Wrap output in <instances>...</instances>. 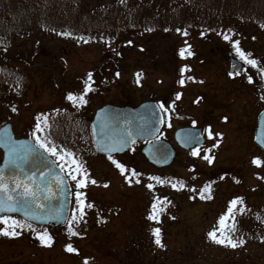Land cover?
<instances>
[{"label": "rangeland", "instance_id": "1", "mask_svg": "<svg viewBox=\"0 0 264 264\" xmlns=\"http://www.w3.org/2000/svg\"><path fill=\"white\" fill-rule=\"evenodd\" d=\"M239 2L235 4L230 0L228 7L221 6L222 10L218 8L214 11L220 14L195 17L194 26L189 31L190 36L187 39L192 42L193 48L189 49L191 55L186 52L184 58L194 56L193 53L200 55L195 58L197 64H193V69L180 67L182 63L177 58L180 50L171 51L170 44L171 47H168L170 53L163 62L162 72L132 67L123 75L122 91L106 95L100 88L93 96H89V100L95 102L91 117L96 109L109 102L120 105L124 99H127L133 105H138L144 101L159 102L167 98V102L172 101L173 118L167 129L163 131V137L173 142L174 132L178 128H204L209 125L212 127H205L208 130L206 131L207 144L200 150L189 152L179 150L174 163L164 170H156L149 166L140 155L139 147L133 149L130 155L118 159H108L93 154L81 158L82 160L75 159L88 176L89 182L85 188H77L76 181L72 179L73 175H76L78 180L82 177L76 173L74 166H70L71 160L67 163L59 160L60 165L68 169L72 191L75 194L80 193L82 198L90 193L92 198L90 202L86 203L83 199L75 205V214L72 213L70 222L65 227L69 232V226H71L76 233L74 238H71L72 242L61 238V236L70 238L68 233H65V228L59 234L56 231L36 227L32 229L23 225L19 234L24 235V241L18 239L13 243H0L2 244L0 255L6 253L7 257L15 259L16 264L34 263V261L37 264L41 262L42 264H85V262L110 264L108 258L89 254L84 249L77 250V247L71 245V243L78 245L77 239L79 244H84L87 237L89 239L102 237L110 239L109 248L118 259L129 260L134 264H150L154 260L153 264H169L171 261L181 259L178 256L180 252L189 254L185 256V264H238L236 262L247 264L242 254L234 255L229 249L223 246L214 247L210 241L204 240L205 232L217 223L220 212H224L225 204L229 203L231 194L228 189L233 184L229 177L234 174L242 176L240 178L244 180L247 190L238 195L248 196L252 203L260 202L264 197V192L259 189L260 180L264 177V153L253 143L257 116L264 109V89L260 91L259 83H249L248 79L246 82L237 80L226 84L227 71L222 67L226 63V49L228 47L236 49L234 45L238 44L239 48L245 50L244 54L248 60H256V63L264 68V17L261 23H258V20L252 17L253 15H246V11ZM234 8H240L239 13ZM205 23L217 32L206 31L204 39L198 40L197 34ZM220 28L225 29L224 31L230 29L231 34L219 37L217 33ZM224 31L219 33L223 34ZM225 36L229 39H225ZM182 47V40L177 39V48L182 49ZM33 51L32 43L24 47V52L27 53L24 55H27V58H31ZM78 52L83 53L82 50ZM86 52V54H76L69 62V68L77 70L80 76L86 72H94L104 63V56L107 55L104 49L94 46H89ZM202 55L206 57L203 58ZM145 59L146 57H141L139 61L143 64L146 62ZM204 60L206 65H200L204 63ZM40 61L34 64L31 71L34 74L42 73L41 86L34 92L28 91L29 102L24 106L30 112L26 113L23 110L18 116L30 115L31 117L35 109L43 115L46 112H52L55 108L53 104L56 96L51 84L52 75L40 66L45 60L40 59ZM49 63L48 61L47 64ZM255 73H251L252 77L259 79ZM262 78L264 80V70H262ZM182 80L183 85L180 83ZM177 84L180 86L182 95ZM177 96L180 99L177 100ZM59 102L60 99L57 100V103ZM9 107L6 105L0 111L1 125L7 123L6 120L9 118L15 119ZM17 121L13 124L14 130L16 136L21 138L24 128H28L29 125H23ZM209 130L212 138H209ZM1 158L0 153V161ZM113 160L125 169L123 175L113 164ZM254 160H259L261 166L257 167L253 163ZM216 174H225L227 178L220 181L212 193L215 199L208 201L201 198L202 194L208 195L203 193V184L208 177ZM159 177H164L169 185L175 184L178 180L188 182L192 192L177 189L174 190L175 194H168L174 198L179 215L175 222L165 223L166 232L160 238L162 246H157L154 242L151 247L149 228L144 223V215L151 197L156 194L153 187L157 185ZM93 180L95 184L90 183ZM110 199H115L114 207L117 206V212L108 211L109 216L105 217L106 223L104 225L103 222L101 223L103 227L99 225L91 230L89 225L85 226L87 219L94 215L88 214L91 213L90 209L95 206L94 204H97L99 210L104 209L106 204L110 203ZM80 204L84 206L82 219ZM87 204L90 207L87 208ZM112 205L113 203L107 206V209H110ZM114 212L116 213L113 214ZM76 221L79 223L77 224ZM44 232L51 237V247L41 246V242L36 239ZM69 245L74 249L71 253L65 251ZM165 248L171 252L169 255L165 254ZM250 257L264 259V253L251 252Z\"/></svg>", "mask_w": 264, "mask_h": 264}, {"label": "trees", "instance_id": "2", "mask_svg": "<svg viewBox=\"0 0 264 264\" xmlns=\"http://www.w3.org/2000/svg\"><path fill=\"white\" fill-rule=\"evenodd\" d=\"M229 1L0 0V111L9 105L8 109L12 111L15 119L9 118L6 122L16 124L15 121L18 120L17 123L29 125L28 128H24L22 136L31 138L36 143L39 138L40 142L47 146L55 147L57 156L62 154L61 149L78 160L90 156V154L95 155L88 132V125L92 119V106L95 105V102L89 100V96H93L100 88L106 95L122 91L123 75L132 67L162 72L163 62L170 53L168 47L172 45L171 51L177 49V39H180V34L192 30L195 17L220 14L214 11L218 8L222 10L221 6L228 7ZM238 1L247 16L253 15L252 17L261 23L264 17V0H231V3L237 4ZM234 9L239 13V9ZM28 43L33 44L34 53L31 58L24 55L27 54L24 52V47ZM89 46L102 48L107 55L104 56V63L94 72H86L80 76L77 70L69 68V62L76 54H86ZM78 50H82L83 53H79ZM132 52L134 54H128ZM141 57H146L144 60L146 62L143 64L139 61ZM40 59L45 60L44 63H41L42 65L39 63L40 66H43V70L52 75L51 84L56 96L53 104L55 108L52 109V112H46L43 115H40L35 109L33 111L35 113L31 117L30 115L18 116L23 110L26 113L30 112L24 106L29 102L28 91L34 92L41 86L42 73L34 74L31 71L34 64L41 62ZM48 61L49 64H47ZM138 62L141 63L138 64ZM89 74L92 78V91L84 96L86 103L73 106L67 97L69 95L74 97L84 95L85 82L88 80ZM58 99H60L59 103H57ZM163 101H167V98ZM120 105L131 106L133 104L124 99ZM170 113L171 116L172 111ZM166 117H168L167 114ZM38 118L40 131H37ZM48 141L51 143L48 144ZM128 154L130 155V152ZM234 176L229 177L233 181L232 186L228 189L231 194L229 203L225 204L224 212H220L217 223L205 232L204 240L210 241L214 247H225L223 244H216L209 239V234L214 231L217 232L218 238L222 239L220 233L223 231L235 242L244 241L240 247H225L226 249H229L234 255L242 254L247 260V264H264L263 258L253 259L250 257L251 252L261 251L264 253V197L260 202L252 203L253 201L251 202L248 196L238 195L240 192H246L247 186L240 178L242 176H238V174H234ZM226 178L225 174L208 177L203 184V193L208 195L203 198L213 201L215 198L212 197V193L220 181H224ZM157 181L160 183L153 187L156 194L151 197L144 215V223L149 228L151 247L156 239L152 234L153 231L159 229L160 238H162V234L166 232L165 223L175 222L179 215L174 198L168 194H175L174 190L177 189L192 192L189 183L182 180L176 181L173 185H169L164 177L157 178ZM260 184L259 189L264 192V177L261 178ZM83 199L86 200V203L90 202L92 200L90 193L81 201ZM236 200H242V205H236L233 215L227 216L230 205ZM157 201L165 202L159 205L163 211L158 212V223L147 219L152 214V206ZM79 202L75 198L72 213L75 214V205H78ZM109 202L106 204L107 206L113 203L110 209H107L106 206L99 210L97 204H94L95 206L90 209L91 213H88L90 216L94 215L87 219L85 226L89 225L91 230L99 225L103 227L106 223L105 217L109 216L108 211L117 212V206L114 207L115 199H110ZM118 205L121 206V204ZM88 206L89 204H87V208ZM241 209H243L242 212ZM222 218H227L224 227L220 225ZM8 219L34 229L23 224L16 217H8ZM102 222L103 225H101ZM229 225H234V230L228 227ZM3 227L4 225H0V229ZM74 229L76 230V228ZM20 230V228L16 230L15 238L0 236V241H4L0 243H13L18 239L24 241V235L19 234ZM45 230L61 234L62 229ZM64 230L69 235L68 230L66 228ZM61 238L72 242L71 238L74 236H70V238L61 236ZM76 243L79 246L73 243L71 245L77 247V250L84 249L89 254L108 258L110 264H134L132 261L116 257L109 248L110 239L102 237L89 239L87 237L84 244H79L78 239ZM165 251L166 255L171 253L166 248ZM0 252H2L1 248ZM186 255L189 254L180 252L178 256L181 259L171 261L169 264H185ZM154 261L150 264H153ZM0 264L16 263L15 259L7 257L5 253L0 255ZM23 264L37 263L34 261V263L24 262Z\"/></svg>", "mask_w": 264, "mask_h": 264}, {"label": "water", "instance_id": "3", "mask_svg": "<svg viewBox=\"0 0 264 264\" xmlns=\"http://www.w3.org/2000/svg\"><path fill=\"white\" fill-rule=\"evenodd\" d=\"M239 66L233 61L231 72H239ZM163 125L161 108L152 101L136 108L106 105L96 112L89 131L97 154L124 155L146 142L140 150L141 155L153 167L163 169L170 167L177 156L172 144L165 140L155 141ZM175 142L179 147L190 150L202 146L205 140L201 130L185 128L176 132ZM254 142L264 151V111L258 117ZM0 150V186L8 189L0 196H10L8 203L12 206L20 208L21 203L27 205L16 212L0 213V218L16 216L36 227H65L71 214L72 194L69 181L57 164L32 140L17 139L12 124L0 128ZM25 185L36 194L34 202L32 197L24 199Z\"/></svg>", "mask_w": 264, "mask_h": 264}, {"label": "snow or ice", "instance_id": "4", "mask_svg": "<svg viewBox=\"0 0 264 264\" xmlns=\"http://www.w3.org/2000/svg\"><path fill=\"white\" fill-rule=\"evenodd\" d=\"M185 35H187V33H185ZM225 39H229L228 36H225ZM236 47L237 50V54L240 56L241 60H244L246 63L251 64L252 67L256 66V61L254 60H248V58L240 51L238 44L234 45ZM188 52L189 55H191L190 50L189 49H183L180 52V56L182 58H185V53ZM91 74H89L88 80L85 82V88H84V95L79 96V97H74L72 95H69L67 97V99L73 103V106H80L84 103H86V101L84 100V96H86L90 91H92L91 88ZM252 81L249 80V83H251ZM181 85H183V80L180 81ZM176 99H180L179 96L176 97ZM46 118H45V127H46ZM40 127H39V118H38V126H37V131H40ZM209 138H212L211 136V132L209 130ZM134 142V141H131ZM51 141H48V144H50ZM37 146L40 149H43L44 152L48 153L50 156H57V149L55 147H49L47 146V144L40 142L39 138H37ZM60 152L62 153L61 155H59V159L60 160H64L66 163L68 162V160H71V164L70 166H74V170L76 171V173L78 175H80L82 178L81 179H77L76 175L72 176V179L76 181V186L77 188H85L87 186V183L89 182L88 180V176L85 172V170L82 169V166H80L79 164L76 163L74 157L71 156L70 153L64 152L62 149L60 150ZM195 154V153H194ZM67 158V159H66ZM205 159H208V157H205ZM113 164H115V166L120 170V173L123 175L125 173V169L118 163H116V161H112ZM253 163L259 167L261 166V162L259 160H254ZM135 175V174H133ZM152 179V178H149ZM139 182V181H137ZM90 183L95 184L96 182L90 181ZM157 183H160V181H157ZM17 188L20 187L19 184L16 185ZM104 187H107V185H104ZM149 188L151 189V185H149ZM205 191H207V189H205ZM8 189L6 187L0 186V194H4L7 193ZM36 194L32 191L31 188H29L27 185L24 186V199L27 200L28 197H32L33 198V202H34V198H35ZM76 198L78 201H80L82 199L81 194L77 193L76 194ZM201 198H203V194L201 196ZM210 198V197H209ZM11 200L10 196L7 197H3L0 196V213H9V212H16L19 211L21 208H26L27 205L24 203L20 204V208L16 207V206H12L8 203V201ZM165 203L164 201H157L156 204H154L152 206V214L149 215L147 217V219L149 220H153L155 222H159L158 220V212L163 211L162 208H159L160 204ZM243 201L242 200H236L233 201L232 204L229 207V216H232L234 211H235V206L236 205H242ZM37 207H39V205H36ZM81 211H80V218H83L84 212H83V204L79 205ZM90 207V206H89ZM243 211V209H241V212ZM35 218V217H32ZM227 218H222L220 221V225L221 227L225 226V220ZM76 223L78 224L79 221H76ZM0 225H4L3 229H0V236H7L9 238H15L17 236V229L18 228H23V225H21L19 222L15 221V220H10L7 217L4 218H0ZM228 227L232 228V230H234V225H229ZM153 236L156 238L155 239V243L157 246H162L161 245V240H160V231L159 229H155L153 231ZM69 235L70 236H75L76 233L72 230L71 226H69ZM220 235L223 237L218 238L217 232H212L209 234V239H211L214 243L216 244H223L225 247H232V248H237L243 245L244 241H239V242H235L231 239L230 236H227L224 234V232L222 231L220 233ZM36 239H38L41 242V246L43 247H51L52 246V240L51 237L48 236L47 232H44L40 235H38L36 237ZM65 251L71 253L74 251V249L72 248L71 245H69ZM85 264H87V262H85Z\"/></svg>", "mask_w": 264, "mask_h": 264}, {"label": "flooded vegetation", "instance_id": "5", "mask_svg": "<svg viewBox=\"0 0 264 264\" xmlns=\"http://www.w3.org/2000/svg\"><path fill=\"white\" fill-rule=\"evenodd\" d=\"M229 32H225L223 34L219 33L217 34L219 37H222V35H227ZM199 35V33L197 34ZM230 35V34H228ZM199 40V36L197 37ZM222 40L224 41V39L222 38ZM183 42V40H182ZM191 45L192 42H188ZM241 45H243V43H241ZM193 48V47H192ZM243 48V47H242ZM240 51L244 54L245 50H242L241 48H239ZM223 54V60L225 61V57H224V50L222 51ZM194 56L190 57V58H182L180 55H178V61L180 63H182V65L180 67H187L189 69H193V64H197V60H195L196 57H199L200 55H198L197 53H193ZM225 55H226V63L222 65V67L224 68L225 71H227V77H228V83L226 82V84H229V82H233V81H241L242 82H246L247 78H249L251 75L249 74V72H253V71H260V70H264L263 66L256 63L255 67H252L251 64L246 63L244 60H241L240 56L237 54V50L235 48H230L228 47L225 51ZM245 55V54H244ZM203 58H205L206 56L202 55ZM237 60L238 62H240V64L242 65V69L241 72L239 74L236 73H230V69H231V61L232 60ZM256 61V60H254ZM203 64L200 65H206L205 60L203 61ZM209 65V64H207ZM212 65V64H211ZM212 66H215V64H213ZM253 83H256V81L254 79H252ZM201 98V97H200Z\"/></svg>", "mask_w": 264, "mask_h": 264}]
</instances>
